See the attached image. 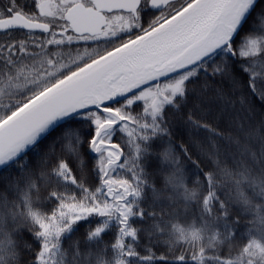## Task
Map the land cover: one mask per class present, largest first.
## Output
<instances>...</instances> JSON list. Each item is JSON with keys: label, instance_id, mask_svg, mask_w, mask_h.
Listing matches in <instances>:
<instances>
[{"label": "snow or ice", "instance_id": "obj_1", "mask_svg": "<svg viewBox=\"0 0 264 264\" xmlns=\"http://www.w3.org/2000/svg\"><path fill=\"white\" fill-rule=\"evenodd\" d=\"M0 264H264V0H0Z\"/></svg>", "mask_w": 264, "mask_h": 264}]
</instances>
